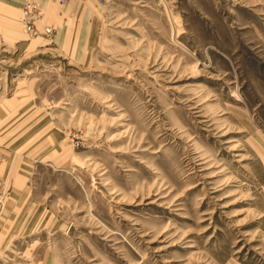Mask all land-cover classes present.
Masks as SVG:
<instances>
[{
	"label": "rangeland",
	"instance_id": "1",
	"mask_svg": "<svg viewBox=\"0 0 264 264\" xmlns=\"http://www.w3.org/2000/svg\"><path fill=\"white\" fill-rule=\"evenodd\" d=\"M0 264H264V0H0Z\"/></svg>",
	"mask_w": 264,
	"mask_h": 264
},
{
	"label": "built area",
	"instance_id": "2",
	"mask_svg": "<svg viewBox=\"0 0 264 264\" xmlns=\"http://www.w3.org/2000/svg\"><path fill=\"white\" fill-rule=\"evenodd\" d=\"M58 3L61 6H64L67 4L68 0H57ZM40 16L39 10L34 3L27 2L23 8H22V17L21 20L24 23V26L26 27L27 31L30 33H35V21ZM44 34H51V30L46 27L43 29Z\"/></svg>",
	"mask_w": 264,
	"mask_h": 264
},
{
	"label": "crops",
	"instance_id": "3",
	"mask_svg": "<svg viewBox=\"0 0 264 264\" xmlns=\"http://www.w3.org/2000/svg\"><path fill=\"white\" fill-rule=\"evenodd\" d=\"M57 1V0H56ZM28 2V1H27ZM26 4V3H25ZM25 4H23V6L25 5Z\"/></svg>",
	"mask_w": 264,
	"mask_h": 264
},
{
	"label": "bare ground",
	"instance_id": "4",
	"mask_svg": "<svg viewBox=\"0 0 264 264\" xmlns=\"http://www.w3.org/2000/svg\"><path fill=\"white\" fill-rule=\"evenodd\" d=\"M58 2V1H57ZM59 4V3H58ZM60 5V4H59ZM35 24V23H34Z\"/></svg>",
	"mask_w": 264,
	"mask_h": 264
}]
</instances>
